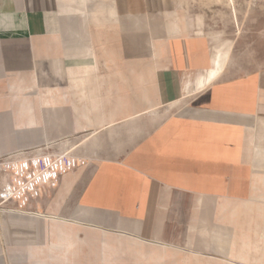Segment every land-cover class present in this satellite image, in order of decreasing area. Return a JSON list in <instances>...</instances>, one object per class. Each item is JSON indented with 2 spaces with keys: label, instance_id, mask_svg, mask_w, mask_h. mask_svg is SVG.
I'll return each instance as SVG.
<instances>
[{
  "label": "crops",
  "instance_id": "0c3cea01",
  "mask_svg": "<svg viewBox=\"0 0 264 264\" xmlns=\"http://www.w3.org/2000/svg\"><path fill=\"white\" fill-rule=\"evenodd\" d=\"M180 7L0 0V153L75 159L8 203L0 264H264V66Z\"/></svg>",
  "mask_w": 264,
  "mask_h": 264
},
{
  "label": "rangeland",
  "instance_id": "374dc122",
  "mask_svg": "<svg viewBox=\"0 0 264 264\" xmlns=\"http://www.w3.org/2000/svg\"><path fill=\"white\" fill-rule=\"evenodd\" d=\"M234 1L236 16L226 0H179V3L181 13L191 18L199 16L201 33L210 41L212 50L219 40L227 43L224 55L232 45L229 62L232 71L240 74L264 66V0ZM2 180L0 171V184Z\"/></svg>",
  "mask_w": 264,
  "mask_h": 264
},
{
  "label": "bare ground",
  "instance_id": "6f19581e",
  "mask_svg": "<svg viewBox=\"0 0 264 264\" xmlns=\"http://www.w3.org/2000/svg\"><path fill=\"white\" fill-rule=\"evenodd\" d=\"M226 2L231 8L233 16H236L235 1L226 0ZM229 60L230 56L226 67ZM50 152L51 149L43 148L29 158L17 153L15 157L4 161V170L10 174L12 179V183L8 185L14 189L13 198L17 200L19 204L25 202L27 194H34L39 184H53L57 174L64 175L63 171L75 164L74 157L69 164H66V153L53 154Z\"/></svg>",
  "mask_w": 264,
  "mask_h": 264
},
{
  "label": "built area",
  "instance_id": "2783aa9c",
  "mask_svg": "<svg viewBox=\"0 0 264 264\" xmlns=\"http://www.w3.org/2000/svg\"><path fill=\"white\" fill-rule=\"evenodd\" d=\"M7 155H2L0 153V171H5L3 164ZM30 169V167H29ZM13 192L14 189L11 188L9 185H5L3 189H0V215L3 213H9V212H14L15 210L10 208L8 203L14 199L13 198Z\"/></svg>",
  "mask_w": 264,
  "mask_h": 264
}]
</instances>
